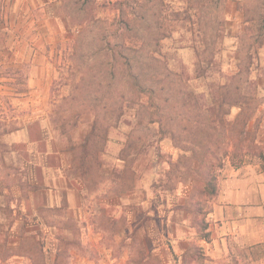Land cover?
Listing matches in <instances>:
<instances>
[{
	"label": "rangeland",
	"instance_id": "374dc122",
	"mask_svg": "<svg viewBox=\"0 0 264 264\" xmlns=\"http://www.w3.org/2000/svg\"><path fill=\"white\" fill-rule=\"evenodd\" d=\"M55 1L0 0V264L202 262L199 247L173 256L170 233H205L231 168L264 172V22L245 29L240 9L256 0H97L113 27L80 34ZM32 121L62 160L46 185L5 142Z\"/></svg>",
	"mask_w": 264,
	"mask_h": 264
},
{
	"label": "crops",
	"instance_id": "0c3cea01",
	"mask_svg": "<svg viewBox=\"0 0 264 264\" xmlns=\"http://www.w3.org/2000/svg\"><path fill=\"white\" fill-rule=\"evenodd\" d=\"M30 1L37 2L38 7L55 6L56 2ZM50 17L57 19V11ZM3 23H0V31ZM38 54L36 52L35 56ZM7 55V51L2 52L0 48V68L8 65ZM4 137L7 143L28 146L25 152L29 155L28 165L33 169L31 182L34 184L46 185V174L61 170L62 160L57 152L39 150L40 145L47 140L39 122L32 121L25 127L5 133ZM57 190L56 183L42 190L47 195V201L40 199L37 193H32L30 199L33 206L50 205L51 193ZM67 190L73 193L74 187ZM208 222L204 233L207 238L200 236L196 229L178 225L175 232L170 233L171 243H166L171 254L178 258L199 247L204 260L198 264H264V172L250 166L231 168L220 184Z\"/></svg>",
	"mask_w": 264,
	"mask_h": 264
},
{
	"label": "trees",
	"instance_id": "16d2710c",
	"mask_svg": "<svg viewBox=\"0 0 264 264\" xmlns=\"http://www.w3.org/2000/svg\"><path fill=\"white\" fill-rule=\"evenodd\" d=\"M63 2V6H61L62 13L60 14L61 18L64 21L65 27L67 31L70 34H73L74 32L76 34L84 33L86 30H88L90 27L95 26L100 30L102 29L104 31V27L107 29L106 25L108 26V31H110L109 27H113V23H110L108 20L101 19L96 13V9L99 7L98 6V1L97 0H77V12L82 14L84 18L82 20H76L74 17H72L71 13L66 11V4L65 2H68V0H60ZM70 1V0H69ZM256 6L255 7H248L243 4H241L240 9L244 13L245 17V24H247V27L245 29L251 30V27L255 26L257 23L264 22V0H256ZM81 4V5H79ZM121 5L122 1L117 0L116 2L112 1H105V3L101 6L104 8L106 11H111V10H121ZM255 15H252L254 14ZM128 16V15H127ZM126 16V18L122 17L120 22L122 24H128L129 19ZM3 22V19L0 17V23ZM251 25V26H250ZM105 29V30H106ZM75 30V31H74ZM261 30H264V27L261 28ZM257 87H258V82L257 81H252L250 83V91L255 95L257 93ZM247 105H250V103H247ZM214 109V107H212ZM203 238H207L206 234L202 235ZM262 250V249H261Z\"/></svg>",
	"mask_w": 264,
	"mask_h": 264
}]
</instances>
